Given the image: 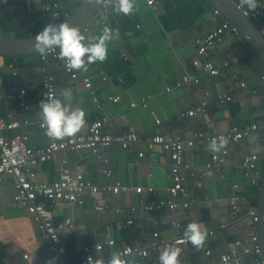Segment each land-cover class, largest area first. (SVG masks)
<instances>
[{"label":"crops","instance_id":"0c3cea01","mask_svg":"<svg viewBox=\"0 0 264 264\" xmlns=\"http://www.w3.org/2000/svg\"><path fill=\"white\" fill-rule=\"evenodd\" d=\"M81 1L0 0V36H29L38 26L57 20L44 10L45 5L54 2L61 15L66 13L69 16ZM229 1L234 5L241 3V0ZM262 2L257 0L258 5ZM116 6L117 2H114L103 20L95 15L85 30L80 31L87 44L89 37L101 35L105 26H109L113 32L119 29V38L114 35V40L108 42L104 62L97 60L88 64L86 72L77 70L78 77L73 84H70L59 62L50 59L48 69L54 77L55 98L60 99L66 107L70 106V111L82 109L86 113V121L105 118V133L121 135L134 132L140 140L128 150H121L116 145L106 150L110 176L99 172L101 164L90 154L65 152L63 157L36 167V179L46 182L55 180L59 161L65 158L72 172H81L92 184L105 185L119 181L130 186H151L154 192L141 195L103 193L94 197L85 193L83 205L60 202L51 206L43 199H38V202L50 210L57 222L66 218L72 221L73 230L61 233L69 262L81 258L83 246H93L111 238L115 244L113 248L104 246L102 254L106 257L113 249L125 244H149L154 232L158 233L159 239L170 240L185 230L189 223L196 222L201 225L202 231L212 230L214 234L207 235L201 248L188 244L181 251L180 264H208L211 258L215 259L226 251L228 244L254 232L246 213L251 206L249 200L257 188L244 175L241 158L248 153H258L260 163L253 176L259 183L264 159V128L260 127L264 120V72L255 54L239 36L225 34L209 57L213 61L236 58L237 62L230 63L218 76L202 75L198 85L167 92L165 88L182 75L197 73L192 65V60L196 58L195 41L224 17L214 19L213 11L216 8L208 0H156L153 8L147 6L145 0H134V10L130 15L117 13ZM254 21L264 37V16ZM84 60L87 63V56ZM44 67L39 54L13 58L0 56V93L24 88L30 105V110L23 111L2 99L0 117L11 113L18 120L35 122L39 119L40 81ZM13 71L17 73L16 76ZM101 73L106 81L101 80ZM86 76L91 78V90L97 100L105 101L108 96H119V101L105 102L102 109H96L89 92L82 85V79ZM240 81L245 82L244 89L239 87ZM65 89L72 92L70 100L61 95ZM206 92L209 96L204 113L191 118L178 116L206 99ZM221 95H230L232 100L221 106L217 103V97ZM142 100L147 103L145 108H131L132 103ZM156 120H159L158 125ZM254 124L259 127L248 137L235 144L227 143L225 148L230 151V157L220 170L209 177L198 172L187 176L185 187L190 195L187 209L155 213L142 209L152 200L166 198L164 188L171 181L167 154L159 149L148 150L144 142L146 138L159 133L188 139L196 132L210 133L230 127L247 130ZM17 133L27 135L30 146H44L48 142L45 133L35 124L7 131L4 135L10 137ZM210 150L206 140H194L193 146L185 149L184 159L197 171L207 161ZM139 153L143 156L139 157ZM13 194V180L5 178L0 183V257L7 249L13 250L14 255L9 256L3 264H28L21 258V251L32 255L36 264H46V248L35 223L26 210L12 200ZM234 196L240 198V211L232 219ZM96 206H102L104 210L99 211ZM131 208L135 210L131 211ZM128 220L132 223L127 224ZM172 221L180 227L172 226ZM206 250L210 251V257L205 255ZM163 251H151L145 259L131 257L128 262L158 264ZM245 263L250 264L249 258Z\"/></svg>","mask_w":264,"mask_h":264},{"label":"built area","instance_id":"2783aa9c","mask_svg":"<svg viewBox=\"0 0 264 264\" xmlns=\"http://www.w3.org/2000/svg\"><path fill=\"white\" fill-rule=\"evenodd\" d=\"M117 2V0H103L96 16H100L102 20L109 13L110 6ZM145 3L150 8L156 4V0H145ZM236 8L241 13L249 18L255 19L264 16V0L255 10H250L247 5L236 4ZM44 10L49 13L54 19H65L68 14H60L57 10L56 3L45 5ZM219 10L213 11L214 19L220 17ZM101 23H104L103 21ZM225 34L239 36L237 29L232 26L225 19L211 30H207L201 34L195 41L196 58L192 60V65L197 69V73L184 74L172 85L165 88L167 92L174 89H180L188 85H198L202 75L218 76L224 69L230 66V63L237 62L236 58L231 60L213 61L209 57L211 52L216 48L217 43ZM40 55V54H39ZM53 59L61 64L63 72L69 77L70 84L77 80V70L69 71L66 68L67 61L59 58V50L56 48L50 51L47 59L40 56V60L45 64L42 69V76L40 81L41 93L40 99L46 101L48 98L56 99L54 77L48 69V62ZM13 75L17 73L13 71ZM101 80L106 81V77L101 73ZM264 80V76H262ZM83 88H85L91 97L96 109H102L105 102L117 103L119 96H108L105 101L97 100L94 92L91 90V78L86 76L82 79ZM239 87L244 89L245 82L240 81ZM255 93V91H254ZM26 90L24 88H16L9 90L5 94L0 93V100L4 99L18 106L23 111L30 110L26 98ZM209 93H205L206 99L202 100L196 106L182 111L178 114L180 118H191L204 113L207 106V97ZM232 100L230 95H221L217 97V103L221 106L226 105ZM147 105L145 100L138 103H132L131 108L141 107L145 108ZM42 111V110H41ZM105 118H98L91 121H86L84 127L72 137H64L57 139L49 137L47 126L39 117L35 122H30L27 119L18 120L11 113H7L0 117V183L5 178L13 180L14 194L12 200L20 207L24 208L26 212L32 217L36 229L40 235L42 242L45 245L48 261L46 264H89L88 258H92V264L96 261L107 260L114 252L121 254L123 260L128 262L131 257L145 259L151 251L168 250L171 247H179L181 250L186 248L190 241L184 238V231L170 240L159 239L157 232L152 234L153 240L144 246H136L133 244H125L117 249H113L109 256L102 254L104 246L113 248L115 242L109 238L103 243H96L93 246H83L82 256L79 260L69 262L66 260L67 251L61 239V233L65 230H73L74 226L69 218L62 221L53 222V216L46 206L38 202V199L46 200L52 205L56 203H71L76 205H83V195L88 193L91 196H101L103 193L119 195L134 193L141 195L143 193L152 194L154 188L151 186H130L115 181L112 184L95 185L87 181L81 172H72L68 168L67 160L62 158L59 161L58 177L52 182L37 181L35 168L41 164L53 161L59 156L64 155L65 152L81 153L85 152L93 156L98 163H100L99 172L105 176H110L108 168L109 160L106 150L112 145L118 146L121 150H128L139 142V136L134 132H126L121 135H111L103 131ZM155 123L158 125L159 120ZM35 124L38 129L42 130L48 138V142L44 146H30L28 144V136L22 133L13 134L10 137L4 135L7 131L17 130L23 126ZM259 126L252 125L247 130H240L237 127H230L226 130H214L213 132H196L192 138L183 139L179 136L173 137L163 134H154L144 140L146 147L150 151L159 149L165 152L170 160V185L164 188V193L167 195L164 199H155L142 207L143 210L151 213L168 210L174 212L176 210L187 209L190 205V195L185 187L187 176H193L198 172L204 177L211 176L214 172L220 170L226 165L230 157V151L227 148H221L219 152L212 150V141L215 140L217 146L220 144V137H224L228 142L235 144L245 137H248L251 132H254ZM260 127L264 128V120L260 123ZM194 140H206L210 144V153L207 161L201 169L194 170L192 164L187 163L184 159V151L193 146ZM139 157L143 154L139 153ZM260 163L258 153L252 152L242 156L241 167L244 175L250 179L252 186H257L258 182L253 176ZM235 188V187H234ZM239 197L234 196L231 206V218L235 219L239 213ZM96 209L103 211L102 206H96ZM135 208H131L134 211ZM246 218L250 219L249 224L253 226L254 232L243 239H237L227 246V250L219 254L215 259L211 258L208 264H246L245 260L249 258L250 264H264L261 256V248L256 234V227L258 223L257 208L249 206L246 213ZM132 221L128 220L127 224ZM172 226L179 228V224L172 221ZM223 227V225L221 226ZM212 230L207 231L208 236H213ZM14 255V251L7 249L4 255L0 257V264L6 262L9 256ZM205 255L210 257V251L206 250ZM21 258L28 262V264H36L32 255L27 252H20Z\"/></svg>","mask_w":264,"mask_h":264},{"label":"clouds","instance_id":"9594fccd","mask_svg":"<svg viewBox=\"0 0 264 264\" xmlns=\"http://www.w3.org/2000/svg\"><path fill=\"white\" fill-rule=\"evenodd\" d=\"M99 2V0H97ZM241 5H247L250 10L259 7L257 0H241ZM134 10V0H117L115 11L130 15ZM119 38V29L115 32L105 26L102 34L96 37H89V43L85 44V36L82 35L77 27L70 26L68 23H55L54 21L47 24L42 31L35 36V43L32 48L44 59L50 51L59 49V58L67 61L66 68L69 71L83 70L87 71V65L95 63L97 60L104 62L107 59L108 42ZM87 56V63L84 57ZM61 95L66 99L72 98L70 89L62 91ZM40 117L47 126L46 134L49 137L63 139L72 137L78 133L85 125L86 113L82 109L70 111V106L66 107L60 99L48 98L40 103ZM220 144L217 146L216 141H212V150L219 152L221 148L227 146L228 141L220 137ZM184 238L190 241L196 248H201L207 239V232L201 230V225L192 222L187 225L184 231ZM181 249L171 247L163 251L159 256L158 264H180ZM89 264H92V258L89 257ZM96 264H133L122 259L121 254L114 252L107 262L103 260L96 261Z\"/></svg>","mask_w":264,"mask_h":264},{"label":"water","instance_id":"95a60500","mask_svg":"<svg viewBox=\"0 0 264 264\" xmlns=\"http://www.w3.org/2000/svg\"><path fill=\"white\" fill-rule=\"evenodd\" d=\"M103 0H82L77 8L67 18L61 19L59 23H68L70 26L77 27L79 31L85 30L87 24L94 18ZM216 9L219 10L222 19L234 26L239 37L245 42L249 49L255 54L259 65L264 72V37L258 30L254 19L244 16L229 0H208ZM56 20V19H55ZM58 20V19H57ZM56 20V21H57ZM36 35H29L25 38L17 36H0V56L5 57H26L37 55L32 45L35 43ZM257 196V236L261 248V256L264 261V159L259 183L256 186ZM56 224L57 219L53 218Z\"/></svg>","mask_w":264,"mask_h":264},{"label":"trees","instance_id":"16d2710c","mask_svg":"<svg viewBox=\"0 0 264 264\" xmlns=\"http://www.w3.org/2000/svg\"><path fill=\"white\" fill-rule=\"evenodd\" d=\"M60 21H61V19H58L57 21H55V23H58V22H60ZM45 26H46V25L38 26V28L33 29L32 33H30V34H31V35H37L40 31L43 30V28H44ZM27 36H28V35L26 34V35H21L20 37L25 38V37H27ZM257 196H258V190L255 189V190H254L253 197L250 198V200H249V204H250L251 206H253V207H256V205H257Z\"/></svg>","mask_w":264,"mask_h":264}]
</instances>
